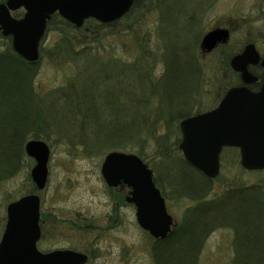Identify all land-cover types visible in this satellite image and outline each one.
Segmentation results:
<instances>
[{
  "label": "rangeland",
  "instance_id": "rangeland-1",
  "mask_svg": "<svg viewBox=\"0 0 264 264\" xmlns=\"http://www.w3.org/2000/svg\"><path fill=\"white\" fill-rule=\"evenodd\" d=\"M161 1L137 0L116 20L115 26H102L90 18L81 27L89 26L93 32L86 28V34L75 33L87 41L102 38L101 42L106 44L107 49L98 50L96 55L116 60L117 63L135 61L140 58L142 48H146L147 54L143 53L148 56L146 68H150L152 77H156L166 67L159 36L160 27L164 25L160 24L172 23L171 30L175 35L186 32L189 37L194 35L195 38L197 85H193L190 98L193 113L198 108L201 111L213 108L223 92L237 82V74L229 66L232 55L251 42L264 56V0H164L162 8L156 5ZM164 10L165 17L164 14L162 17ZM23 13L22 7L11 11L16 18L22 17ZM60 25L55 19L47 23L40 39V61L33 75V87L39 95L65 86L77 71L71 63H63L49 50L61 38ZM216 27L228 29L229 38L224 43L216 44L212 50L203 51L200 47L203 34ZM113 30H121L122 34L112 36ZM178 37L174 38V42H179ZM8 49L16 53L12 48L11 36L3 35L0 30V52ZM42 49L46 51L43 54ZM77 64L80 68L84 61L79 59ZM150 102L155 105L156 99L152 98ZM162 131V128L159 129V133ZM143 137H146L143 161L152 169L154 177L160 179L165 167L164 159H160V154L155 150L153 139L145 133ZM29 139L32 138L28 137L26 141ZM24 143V156L19 160L17 169L9 176L0 175V237L6 221L7 204L22 195L36 193L42 226L41 237L36 244L38 250H80L88 254L86 264H154L153 237L137 224L134 205L123 200L126 190L108 187L101 176L100 166L104 155L85 154L81 147L74 148L52 138L51 144L46 142L50 148L47 180L43 189H37L30 178L34 160L26 155ZM174 155L182 157L179 149ZM256 185L264 197V169H243L239 163L238 149L225 147L220 153L219 174L211 179V193L207 198L215 193L221 194L230 187L243 189ZM163 190L167 192L166 209L176 224L183 209L195 205L197 201L179 198L166 187ZM121 194L122 198H119ZM234 239L235 232L230 225L214 229L197 253L195 263L232 264L237 255Z\"/></svg>",
  "mask_w": 264,
  "mask_h": 264
},
{
  "label": "trees",
  "instance_id": "trees-1",
  "mask_svg": "<svg viewBox=\"0 0 264 264\" xmlns=\"http://www.w3.org/2000/svg\"><path fill=\"white\" fill-rule=\"evenodd\" d=\"M163 2L156 5L162 8ZM54 19L61 24L62 33L49 50L77 69L65 86L46 95L37 94L33 75L40 59L27 62L12 50L0 52V175L9 176L17 169L28 137L50 144L53 138L74 148L81 147L89 155H104L118 149L143 159L145 133L153 139L160 159H164L163 175L160 179L155 176L164 197L166 187L179 198L197 201L183 209L180 221L165 238L153 239V263L196 264V255L208 235L216 228L230 225L236 244L249 247L236 248L233 263L262 264L264 197L259 187H230L207 198L211 179L174 155L178 151V122L194 114L190 102L193 85H197L194 35H175L172 23H161L164 26L160 27L159 36L166 67L152 77V71L146 68V48H142L140 58L129 63L103 59L96 55L98 50L107 49L102 38L87 41L75 33L86 34L89 26L76 28L58 14H53L49 22ZM116 24L117 21L99 23ZM111 34L120 35L122 31L113 30ZM176 36L178 43L174 42ZM79 59L84 61L80 68ZM152 98L156 99L155 105L150 102ZM195 110L201 112V108ZM171 156L174 159H169Z\"/></svg>",
  "mask_w": 264,
  "mask_h": 264
},
{
  "label": "water",
  "instance_id": "water-1",
  "mask_svg": "<svg viewBox=\"0 0 264 264\" xmlns=\"http://www.w3.org/2000/svg\"><path fill=\"white\" fill-rule=\"evenodd\" d=\"M134 0H6L0 2V30L11 36L13 50L28 62L39 57V42L46 22L57 12L79 27L87 18L109 23L122 17ZM22 7L24 14L14 18L11 10ZM229 37L226 28L216 27L205 32L200 40L203 51H210ZM260 63L253 43L244 45L233 55L230 66L240 72L243 84L229 87L217 105L209 110L182 118L179 123L178 149L183 159L212 179L219 173L222 147L239 149L240 165L248 170L264 169V78L257 91L247 84L256 80L248 71L249 64ZM27 156L34 160L30 177L37 189L47 180L48 144L29 139L24 144ZM100 173L110 187H127L125 201L135 207L137 224L153 238H165L173 219L165 199L156 186L152 170L137 154L120 150L107 152ZM41 236L39 197L36 193L20 196L6 206V221L0 237V264H84L83 252L61 248L42 252L36 247Z\"/></svg>",
  "mask_w": 264,
  "mask_h": 264
},
{
  "label": "flooded vegetation",
  "instance_id": "flooded-vegetation-1",
  "mask_svg": "<svg viewBox=\"0 0 264 264\" xmlns=\"http://www.w3.org/2000/svg\"><path fill=\"white\" fill-rule=\"evenodd\" d=\"M240 51H238V52H236L234 54H237ZM247 69H248V71H250L252 73V75H254L256 77V80L253 81L252 83H249L248 86L251 87L252 90L257 91L260 88L261 82H262V80L264 78V68L259 63H256V64H249ZM234 72L237 74V82H235L233 85L242 84L243 81L241 79L240 72H238V71H234ZM233 85H231V86H233ZM120 189L124 190L123 188H120ZM238 191L240 192V194H242L241 190H238ZM237 248H249V247H245V246L237 244Z\"/></svg>",
  "mask_w": 264,
  "mask_h": 264
}]
</instances>
